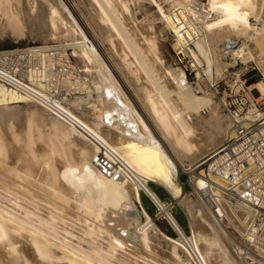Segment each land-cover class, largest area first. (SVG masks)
Returning <instances> with one entry per match:
<instances>
[{"label": "bare ground", "instance_id": "1", "mask_svg": "<svg viewBox=\"0 0 264 264\" xmlns=\"http://www.w3.org/2000/svg\"><path fill=\"white\" fill-rule=\"evenodd\" d=\"M89 1L90 4L96 7V9L95 7H93V9L96 10L98 21L104 25L103 29L105 28L106 33L116 38L122 48L127 50V53L124 54L125 56L130 55L133 57V63H135L138 70L143 73L148 86L150 85L154 93L157 92L159 98L161 97V104L159 105V102L155 101L153 94H151L153 90L150 92L146 91L144 95L145 104H147L152 119L156 122L160 134L171 144L180 159L182 161H187V166L191 168L194 163H192V160L194 161L193 155L196 154L194 153L195 151L202 153L206 152L207 155H209L222 145L229 136V120L227 116H225V118L218 112L219 110L217 109L215 100L209 95H196L191 89L181 87L180 83H176L173 90L167 87L164 82V78H166L165 75L167 74L160 76V74L156 73V67L162 66L161 58L156 50V35L153 34L151 30L150 32L152 35L149 34V36L144 33L145 31L142 32L136 26V28L134 26L128 28L125 25V14L131 17L129 4L124 0ZM250 1L256 6L264 4V0ZM237 3L238 0H207L206 5L209 7L208 11L215 12L221 19L230 20L232 26L237 29H243V24L244 28L248 29L247 31L241 32L243 33L242 35H246L247 33V35L249 34L248 37H250L249 40L242 41L239 46L241 50V48L247 46L246 43L248 41L252 40L253 42L258 36L261 37V40L264 39V26L259 28L237 19ZM188 7L187 10L190 15L198 21L204 29L203 36L195 45L202 46L203 49L208 52L209 79L213 76H223L227 67V63L223 61L226 52H223L219 48V45L217 47L215 46L214 50H212V46L208 40L210 25L207 17L201 16L202 12L205 11L204 4H200V11L199 8L193 5ZM16 10L18 9L16 8ZM27 10L26 12H16L10 0H0V24L6 28H10L12 30L11 33L14 35L22 36L24 34L23 28L25 21H27V23H29L28 21H31V23L35 21V24L39 21V19L37 21V18L31 20L33 10L32 13L30 8ZM40 14H42V17L44 16L43 13ZM52 20L53 19H47L45 25L44 23L42 24L44 26L40 25L42 28H39L36 31L37 34H35L37 38L43 40L45 43H47L51 35H54L51 31V27L53 28L52 23H54ZM170 20L169 14L162 16L163 25L161 24L162 29L159 30L161 34H164L165 31L172 33V24ZM40 22H42V20H40L39 23ZM37 26L36 24V27ZM150 28L153 29L154 27L150 26ZM66 32L67 29L64 33ZM71 32L72 31H70V33ZM147 32L148 30H146V33ZM73 33L75 32L71 34ZM69 34L67 32V35L63 36V38H68L70 36ZM139 34L142 35L144 41L143 47L136 39V36ZM79 39L78 37V40ZM262 43H264V40ZM70 45H83V42L81 41L79 43L78 41V43ZM229 49L231 51V57L235 58L240 55V50H235L231 45ZM249 50L247 51V60L252 55V52ZM89 53L93 64H95V68L98 70V74L95 75L94 78L97 80V88L100 89L97 99L98 107L96 105L94 108L88 106L85 104L88 102H85L83 98L73 101L75 107H72L70 112L73 117V122H71L70 129L68 131L66 130L67 132L64 133L68 140L63 139L68 142L66 144H68L71 151L75 148L78 155H80V161H78L80 165L86 162V157L88 155L94 157L97 151L95 146L97 143L94 139L105 143L112 148L127 165V168L132 173L131 180L112 181L105 178L94 169L98 177L91 180L97 185V200L96 202H92L89 194L77 198L76 195L69 196L70 193L68 194V192L67 195L64 192V188H57V185L63 180V177L59 176V172L61 175L64 170L52 167L48 160H44V162L46 161L45 163L42 161V166L45 165L44 168H46L47 174H44L45 177L46 175L49 177L44 178L43 175L41 179H37L35 170L41 164L43 155L38 152L36 148V139L34 137V131L39 128L36 122L37 120L34 118L36 111L29 112L27 108L29 113L27 114L26 112V116L23 118L24 128L22 132H18L15 123L20 121L23 117V114H21V106L25 107V104L28 105L31 102L27 101L23 96L10 92L0 86V264H124L128 259L130 260V251H134L133 249H135V244L133 243L140 245L144 249L151 250L153 238L159 236H162L161 238L169 243L171 257L178 260L180 264H191L190 259L185 256V253L189 254L196 264H211L210 256L214 253L218 264L228 262L231 264H239L237 263L238 260H236L231 253L230 248L225 244L228 241H223L224 238L223 240L221 238V233L226 234L221 228L223 227L222 222L213 212L209 215L210 219L208 215L207 218L205 217L207 207L204 202L197 199L198 203H202V208H197L198 205L193 202L186 201L187 203H185L187 205L184 203L186 207L188 206L193 219H195V225L198 227H205L206 224L210 231V233H206L203 228V230L199 228L196 229L195 227L196 230L190 228L192 230L191 237H187L173 215H171L167 209L163 208L159 197L149 186L148 182L157 183L168 188L174 198L178 200L179 203H183L186 200L183 195L184 193L174 184L175 177L173 176L176 172L175 163L169 155L167 156L165 154L166 152H164L161 147V141L155 139L151 133L152 131L150 132L149 129H147L148 126L146 127L142 122L140 119L141 116L136 113L131 101L121 90L122 87L120 88L119 83L116 82L117 79L109 72L108 65L100 58L99 52L94 48L92 50L90 49ZM261 54H253L255 63H260L262 59ZM257 87H259L264 94L263 82L252 84L249 89H256ZM258 93L261 94L260 91ZM173 95L176 96V100L172 98ZM110 105L120 114L121 120H123L125 125L130 129L127 137L121 140L119 139L118 141L116 138H120L124 133L122 130H117L116 132H118L120 136L118 135V137L115 135L116 138L113 136L116 128L113 129V126L111 127L110 124L108 126V123H110L108 119L109 111L111 110ZM203 111L205 114H203ZM263 116L264 112L260 113V110H255L251 112L250 118L256 120ZM43 120L44 119H42V121ZM50 123L52 124L51 127L55 129L59 126L58 120H55L54 124L52 121H50ZM82 129H86L88 135L83 132ZM55 134L56 133H54V135ZM64 134L61 133V136L63 137ZM42 135L43 134H41V136ZM56 145L57 144L54 146ZM61 145L62 144H60V146ZM53 148L54 147H52L51 150ZM56 149L57 147H55L54 150L57 151L59 147L57 150ZM11 152L14 156H12ZM67 155L69 156V153H67ZM65 160L63 161L65 162ZM67 162H65V164ZM68 165H70V163H68ZM72 167L70 169L68 168L70 172L74 170ZM76 169L77 168H75V170ZM41 173L40 175H42ZM77 173L79 175V172ZM75 179L81 184V180H78L79 178ZM192 179L195 188H197L198 185L202 187L205 184L203 179L198 175L194 174ZM27 186L33 187V189L39 190L43 192V194L45 193V195L49 197V200L43 199L45 198L42 197L43 195H41V198L39 194ZM90 186L92 187V184ZM127 186L133 189V200L128 198L125 193L121 192V189ZM94 190L96 189L94 188ZM140 190L145 192L163 209L170 224L177 231L179 235L178 238L170 237L161 232L142 206H140V213L138 214L136 212L137 203L140 204ZM54 199L60 202H66L67 204L77 201L80 207L88 212L97 224H85L84 230L81 229V231L83 230L82 236L77 235L70 229L74 225L73 222H71L74 217L69 218V216H66L67 214L63 215L65 212L62 213V206L60 207L59 204L57 205ZM43 206L48 208L46 209L48 210L46 211L47 213H42V210L45 209ZM207 212L206 214L210 213L209 210ZM246 213L249 215L250 211H246ZM141 216H144L146 220L145 222L143 221L144 223L140 222ZM207 219L212 221H208ZM79 223L82 222L79 221ZM84 223L88 222H83V224ZM243 225V227L247 228L245 223ZM105 234L107 238H104ZM242 236L244 237V244L240 243V245L236 247V254L240 259L243 258V249L248 234L244 232ZM75 239L85 243L88 247H83V245L75 243ZM160 241H162V239ZM160 241L157 243H160ZM200 243H203L205 249H202V244L200 245ZM227 244L229 245V243ZM179 247L182 248V252L184 250L185 253L183 252V255L180 254ZM140 249L137 250L140 252ZM128 254L130 255L129 257L127 256ZM133 254L132 258L135 256L137 260L139 257L136 255L138 254ZM141 256L140 254V257ZM144 257L146 256L144 255ZM144 257V260L140 261L142 264H159L158 262L151 263L149 260H145ZM149 258H151V260L153 259L152 257ZM133 260L131 259L132 262Z\"/></svg>", "mask_w": 264, "mask_h": 264}, {"label": "rangeland", "instance_id": "2", "mask_svg": "<svg viewBox=\"0 0 264 264\" xmlns=\"http://www.w3.org/2000/svg\"><path fill=\"white\" fill-rule=\"evenodd\" d=\"M10 1H11L13 9L16 12H19V11L26 12V10L30 8L31 13L33 10V14H31L32 17L30 16L32 18L31 20H34V18L35 19L37 18V21L39 19V21L42 20V22L40 23L39 21L36 22V24L39 26V27L38 26L36 27V24L34 23L35 21L34 22L32 21V23L31 21H28L29 23L25 21L24 28H23L24 34L22 36L14 35L13 33H11L12 30L10 28H6L2 24H0V49H10V48H16V47H24L28 45H35V44L48 45V44H55V43L67 44V45L69 44V46H71L70 44L78 43V41L80 43L82 41L83 45H76V46H71V47L74 49L73 51H74V54L76 55V61L80 65H82L84 67V70L89 74L90 93L87 96H79V98L77 97L73 101H76V99L80 100V98L81 99L83 98L85 102H88L85 104L94 108L95 105L98 107L97 99H98V94L100 92V89L97 88L96 86L97 80L94 79L95 75L98 74V70L97 68H95V64H93V61L90 58L89 50L90 49L92 50L95 48L96 51L99 52L98 54L100 58L103 60V62L108 65L107 67L110 70L109 72L113 75V77L115 76L114 78L117 79L116 82L119 83L120 88L122 87L121 90L124 92L127 98L131 101V104L133 105V108L135 109L136 113L141 116L140 119L142 120V122L145 124L146 127L147 126L149 127V128L147 127V129H149L150 132L152 131L151 133L153 134L155 139H159L161 141V147L163 148L164 152H166L165 154L167 156L169 155V157L175 163L176 172L173 176L175 177L174 184L175 186L181 189L182 193H184L183 195L185 196L186 200L183 203H179L178 200H176V205L171 210L173 217L174 218L178 217L180 219V222L177 220V218H176V221L182 227L187 237L192 236L191 229L196 230L197 228L199 229L203 228L206 233L207 232L210 233L209 227L206 224H205V227L204 226L198 227L197 225H195V219H193L192 214L188 209V206L186 207L187 205L186 203L193 202L196 205H198L197 208H202V205H201L202 203L201 204L198 203V200H197L198 197L196 196L195 191L192 190L189 185L184 186V183L187 181V175L189 173L188 170H192L195 167H197L200 161H202L206 156H208L207 153L195 151L194 153L196 154L193 155L194 161L192 160V163L193 162L194 163H193V166L190 168L187 166L188 162L182 161L180 157L178 156V154L176 153V151L172 148L171 144L168 141H166V139L162 136V134H160L156 126V122L154 121V119H152L151 112L148 109L147 104H145L146 102L144 100L145 99L144 95L146 91L150 92L151 90H153V88L150 87V85L148 86L147 82L145 81L143 73L140 70H138L137 65L133 63V57H131L130 55L125 56L124 54L127 53V50L122 48L121 44L118 42V40H116V38L109 36L108 33H106L105 28L103 29L104 25H102V23L98 21V18L96 16L97 13L95 12L96 10L93 9V7L95 6L90 4L89 0H10ZM124 1H126L129 4L130 9H131V13H130L131 17L128 14H125L126 16L124 17L125 25L128 28L129 27L132 28L133 26L134 27L136 26L142 32L145 31L144 33L147 35L149 34L152 35V33L156 35V40H155L156 50L162 61V66L156 67V73L160 74V76H164L165 74H167L165 75L166 78H164V82L166 83L168 88L173 90L176 86V83H180L181 82L180 80H182L184 77V72L182 68L176 63V60L174 57V48L176 47V42L172 39V35L169 31H165L164 34H161L159 32V30L162 29L161 26L163 25L162 16L167 14L166 10L170 7L171 4L175 2L178 4L183 3V5L186 8H189L188 6L193 5L199 8V11L201 10L200 4H204L205 11L202 12L201 16L202 17L206 16L208 19V23L210 25V28L208 30V40L212 46V50H214L215 46L217 47L219 45V48L223 52H226V54L224 55L225 57L223 56L224 57L223 61L227 63V67L225 71L228 70L230 72V75L227 73H224L223 76H219V77L214 76L220 81L219 87L217 89L216 97H214V95L211 93L196 94L193 92L194 94L200 95V96L201 95L211 96L216 102L217 109L219 110L218 112L221 115H223V117H225L226 115L222 109L221 100L223 99V97L226 96L228 92L227 87L232 86L236 80L246 81L247 85H252V84L259 83V82H263L264 84V43H262L264 39L261 40V37L258 36V38H256L255 41L252 42L251 40L246 43L248 47L247 51L250 49L249 51L252 52V54L262 53L261 54L262 59L260 63L259 62L258 63L256 62L254 64L247 63V67L241 64L240 61L237 59V57L234 58L230 56L231 51L229 49V46L233 45V48L236 49L237 47L240 46L243 40L244 41L249 40L250 39V37H248L249 34L247 35L246 33V35H242L243 33H241L242 31H247L248 29L244 28V24H243L242 26L243 29L239 30L236 27L232 26V22L230 20L224 19V18L221 19L220 16L217 15L215 12L208 11L209 7L206 5L207 0H124ZM16 8L18 10H16ZM40 13H43L44 16L42 17V14ZM236 18L241 20L242 22H246V24H249V25L252 24V25H255L256 27L262 28L264 26V4L261 6H256L250 0H238L237 6H236ZM47 19H53L52 21H54V23H52L53 28L51 27L52 29L51 31L53 32L54 35H51L50 39H48L47 43H45L43 40L37 38L35 34H37L36 31L39 28H42L41 26L45 25V22ZM43 23L44 25H42ZM150 26H153L154 28L151 29ZM66 29H67L68 34L70 33V31L75 32L76 34L73 33L74 34L73 35L71 34L72 33L71 32L68 38H63V36L67 35V32L64 33ZM146 30H148L147 33H146ZM150 30L152 33L150 32ZM263 35H264V32H263ZM78 37L80 38L79 40H78ZM136 39L138 43L143 47L144 41H143L142 35L140 34L137 35ZM177 44L178 45L180 44L179 40ZM192 54L198 61L203 62L204 75L208 80H210L208 76L209 75L208 52L205 51L202 46L195 45L194 51L192 52ZM256 89H259V87H257ZM251 90H254L252 92L253 96L254 98L258 99V101L260 102V113L264 112V94L262 93L260 89L259 91L261 92V94L258 93V91H256L255 89H251ZM151 94H153L154 100L159 102L158 104L160 105L161 97L159 98L158 93L157 92L154 93V90H153L151 91ZM172 98L174 100L177 99L175 95H173ZM73 101L71 102V105H72L71 107H75V104ZM135 103L139 106L141 111H143L150 125L148 124V121H146L145 117L142 116V113L138 110ZM25 107L21 106V110H22L21 114H23V117L21 118L20 121H17L15 123V127L16 129L18 128L17 129L18 132L20 131L22 132L24 128L23 118L24 116H26V112L28 114L30 111H34V110L36 111L34 118L35 120H37L36 122L39 125L38 126L39 128L35 130L37 132L34 131V137L36 139V148L38 149V152L43 155L41 164L35 170L36 178L41 179L43 175L46 173V168H44L45 165L44 166L42 165H43L44 160H48V162L51 164L52 167H55L57 169L59 168L60 170L61 169L64 170L63 172L61 171L62 172L61 175L59 172V176H62L63 180L57 185V188L58 187L64 188L65 190L64 192L66 194L68 192V194L70 193L69 196L76 195L77 198H81V196L89 194L92 202L94 201L96 202L97 185L96 183L93 182V180L96 177H98V175L94 170L95 168L93 166V156L88 155L86 157V162L84 164H81V165L78 164V161H80V155H78V152L76 151L75 148L71 151L68 147V144H66L68 142L64 140V139L68 140L65 137L64 133L70 129L71 125H68L62 122L60 119L48 113L44 108H42L41 106L35 103L33 104L29 103L28 105L25 104ZM31 107L33 110L31 109ZM27 108L29 109V112ZM110 108L111 110L109 111V116H108L110 123H108V126L110 124L111 127L113 126L112 127L113 129L116 128L114 130L115 134L113 133L114 137L115 135L120 136V134L116 132L117 130L123 131L124 134H122L120 138L115 137L117 141L119 139L120 140L124 139L127 137L130 129L125 125V122L121 120L120 114L116 110L113 109V106L110 105ZM203 114H205L204 111H203ZM42 119L44 120L42 121ZM55 120H58L59 122V126L57 129H55L54 127H51L52 124L50 123V121H52V123L54 124ZM40 131H41V134H43L42 136L40 134ZM54 133H56L55 134L56 136L54 135ZM61 133L64 134L63 137L61 136ZM54 143L57 144L58 146L57 145L54 146L55 145ZM60 144L62 145L60 146ZM52 147H54L52 149L53 151H55L54 150L55 147H57V149L59 147V149L58 150L56 149L57 151L53 152L51 150ZM67 153H69V156L67 155ZM11 154L12 156H14L12 152ZM60 155L62 158L60 157ZM63 160H65V162L67 161L68 162L65 164ZM89 161L91 165L89 164ZM68 163H70V165H72L73 167L68 165ZM69 166L70 168L72 167V169L74 170L70 172ZM75 168L77 169L75 170ZM77 172H79V175ZM40 173L42 175H40ZM38 175L41 177H39ZM195 175H198V174H195ZM46 177H49V176L46 175ZM46 177L44 175V178ZM75 178L77 179L79 178L78 180H81V184H79ZM91 184H92V187L90 186ZM148 184L149 186L153 187V190L155 191V193L158 195V197L162 201L170 202L175 199L168 188L152 183V182H148ZM27 187L35 191L37 194H39L40 197L41 195H43L42 197H45L43 199L49 200V197L46 196L45 193L43 194V192L33 189V187H29V186ZM198 187L200 186L198 185ZM94 188L96 190H94ZM121 192L125 193L128 196V198L132 200L134 199V192H133L132 187L130 188L127 186L125 188H122ZM54 201L55 203H57V205L59 204L60 207L62 206L61 211L62 213L65 212L63 215L67 214L66 216H69V218L74 217V219L71 221L73 222L74 225L70 229L77 235L82 236L85 224L86 225L87 224H91V225L97 224V222H94V219L92 218V216L89 215L88 212L84 211L80 207V204H78L77 201H73L70 204H67L66 202H63V201L60 202L56 199H54ZM184 203L186 205H184ZM137 205H138L137 206L138 209H140V206H142L146 210V212L151 217L155 226L158 229H160L161 232H163L165 235H168L170 237H174V238L179 237L177 231L174 229L172 225H170L167 219L162 216L157 215L156 206L152 202L151 198L142 190H140V204L137 203ZM46 209L48 208H45L44 210H42V213H45L46 211H48ZM208 210H209L208 207L206 211L204 210L206 218L210 215V213L206 214ZM238 216L239 214L232 215L229 213V216H228L229 218L227 217V220L222 221L223 227L221 228L223 232H226V234L221 233L222 240L224 238L223 241H228L225 244L227 245L228 248H230V251L236 258V260H238V262L236 261L237 263L239 264H264V226L260 225V223L256 224L257 225L256 238L258 239L259 242L250 243L247 240V250L243 249V254H242L243 258L240 259L237 257L236 250L234 247L235 245L239 246L240 243L244 244V241H243L244 237L242 235L245 232L244 230L245 227H243L244 226L243 224L246 223V221L243 220V216L241 215L239 217ZM209 219H210V216H209ZM209 219L207 220L212 221ZM79 221H81L82 223H79ZM143 221L145 222L146 220L144 216H141L140 222L144 223ZM83 222H88V223L83 224ZM247 225H249V223H247ZM81 229L83 230L81 231ZM159 237L153 238L152 244H151V250L144 249L140 245L133 243L135 244V249H133L134 251H130L131 256L129 254L127 255L128 257L130 256L129 257L130 260L128 259L124 264H131V263L142 264V262L140 261L144 260L143 259L144 255L146 256L144 257L145 260H149V262L151 263L158 262L159 264L160 263L161 264H180L178 260H175L174 257H171L172 255L170 254L169 243H167L165 239L161 238L162 236H159ZM104 238H107L106 234L104 235ZM161 239L162 241H160ZM158 241H160V243H157ZM74 242L77 244L83 245V247H88L85 243L80 242L76 239ZM227 243H229V245ZM200 245L202 246V249L205 247L203 246V243H200ZM137 249H140V252ZM179 250H180L181 255L185 253L184 250H183L184 253L182 252L181 247H179ZM133 253L135 255L138 254L136 256L139 257L140 259L137 258L136 260L135 256L132 258ZM140 254L142 255L141 257H140ZM185 256H187L190 259L191 264H194L193 262L194 260L191 258L189 254L185 253ZM149 257H152L153 259L151 260V258ZM131 259L132 260L134 259L133 262L131 261ZM210 262L211 264H218L215 253L210 256ZM223 264H231V263L228 262V263H223Z\"/></svg>", "mask_w": 264, "mask_h": 264}, {"label": "built area", "instance_id": "3", "mask_svg": "<svg viewBox=\"0 0 264 264\" xmlns=\"http://www.w3.org/2000/svg\"><path fill=\"white\" fill-rule=\"evenodd\" d=\"M166 11L171 18L172 39L176 42L174 57L184 72L181 87L196 94L211 93L216 97L220 81L214 76L208 80L203 72V62L192 54L195 43L203 36L202 25L183 4L175 2ZM238 48L235 50H240ZM73 50L71 46L60 43L0 49V86L71 125V102L90 93L89 74L76 61ZM253 58L252 54L247 60V46L241 48L237 57L246 67L247 63H255ZM225 73L230 75L228 70ZM250 86L246 81L236 80L227 87L228 92L221 103L229 120V136L197 167L188 170L190 174L184 183L206 204L210 214L213 212L221 222L227 220L229 213L243 216L247 226L244 230L248 234L244 245L246 250L247 240L250 243L259 242L256 224L264 226V116L256 120L250 118L251 112L260 110V102L254 98V90L249 89ZM82 130L88 135L86 129ZM94 141L97 143L94 168L112 181L131 180L132 173L122 158L105 143ZM194 174L203 179L205 184L202 187L195 188ZM151 200L157 215L169 222L163 209ZM159 200L163 208L173 215L171 210L176 205V199L170 202ZM246 211H250L249 215Z\"/></svg>", "mask_w": 264, "mask_h": 264}, {"label": "crops", "instance_id": "4", "mask_svg": "<svg viewBox=\"0 0 264 264\" xmlns=\"http://www.w3.org/2000/svg\"><path fill=\"white\" fill-rule=\"evenodd\" d=\"M136 104V103H135ZM136 106H137V108H138V110L142 113V115L145 117V119L148 121V119H147V117L145 116V114L143 113V111H141V109L139 108V106L136 104ZM148 123H149V121H148ZM150 124V123H149ZM155 184H157V183H155ZM158 185H160V184H158Z\"/></svg>", "mask_w": 264, "mask_h": 264}, {"label": "water", "instance_id": "5", "mask_svg": "<svg viewBox=\"0 0 264 264\" xmlns=\"http://www.w3.org/2000/svg\"><path fill=\"white\" fill-rule=\"evenodd\" d=\"M231 47L233 48V45H231ZM136 212L139 214L140 213V209H136Z\"/></svg>", "mask_w": 264, "mask_h": 264}, {"label": "trees", "instance_id": "6", "mask_svg": "<svg viewBox=\"0 0 264 264\" xmlns=\"http://www.w3.org/2000/svg\"><path fill=\"white\" fill-rule=\"evenodd\" d=\"M152 189H153V187L152 186H150ZM154 191V190H153ZM155 192V191H154ZM158 196V195H157ZM177 218V220L180 222V219L178 218V217H176Z\"/></svg>", "mask_w": 264, "mask_h": 264}]
</instances>
